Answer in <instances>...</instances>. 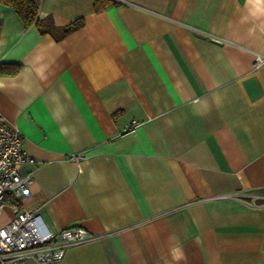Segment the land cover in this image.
I'll return each mask as SVG.
<instances>
[{
  "label": "crops",
  "instance_id": "1",
  "mask_svg": "<svg viewBox=\"0 0 264 264\" xmlns=\"http://www.w3.org/2000/svg\"><path fill=\"white\" fill-rule=\"evenodd\" d=\"M111 1L42 0L83 20L60 41L0 3V116L37 162L18 202L97 236L49 264H264V0Z\"/></svg>",
  "mask_w": 264,
  "mask_h": 264
},
{
  "label": "built area",
  "instance_id": "2",
  "mask_svg": "<svg viewBox=\"0 0 264 264\" xmlns=\"http://www.w3.org/2000/svg\"><path fill=\"white\" fill-rule=\"evenodd\" d=\"M264 65V56L256 55L254 68ZM134 126L129 127V131ZM82 153L71 156L80 163ZM36 160L23 149L22 135L15 127L6 125L0 116V215L6 206L12 217L0 227V264H23L34 260L40 264L60 262L71 247L91 242L97 236L81 227H70L57 235L44 225L37 210H26L18 202L30 195L32 174L21 175L25 165H35Z\"/></svg>",
  "mask_w": 264,
  "mask_h": 264
},
{
  "label": "trees",
  "instance_id": "3",
  "mask_svg": "<svg viewBox=\"0 0 264 264\" xmlns=\"http://www.w3.org/2000/svg\"><path fill=\"white\" fill-rule=\"evenodd\" d=\"M42 0H0V3L11 7L23 23L27 26L34 25L40 34H49L54 40L60 41L77 31L83 26V20L78 19L73 23L57 28L50 19L40 20L38 18V10ZM93 8L96 13L105 10L112 4L111 0H92ZM18 67L14 65L0 66V73L15 74Z\"/></svg>",
  "mask_w": 264,
  "mask_h": 264
}]
</instances>
